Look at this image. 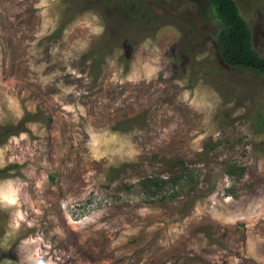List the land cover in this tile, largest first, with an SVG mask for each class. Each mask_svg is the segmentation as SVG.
<instances>
[{"label": "rangeland", "instance_id": "rangeland-1", "mask_svg": "<svg viewBox=\"0 0 264 264\" xmlns=\"http://www.w3.org/2000/svg\"><path fill=\"white\" fill-rule=\"evenodd\" d=\"M235 1L264 57V0ZM221 28L208 0H0V264H264V74Z\"/></svg>", "mask_w": 264, "mask_h": 264}, {"label": "trees", "instance_id": "trees-1", "mask_svg": "<svg viewBox=\"0 0 264 264\" xmlns=\"http://www.w3.org/2000/svg\"><path fill=\"white\" fill-rule=\"evenodd\" d=\"M220 20L222 28L217 35L218 44L221 47V54L224 62L234 68L253 70L264 74V57L260 56L253 45L252 30L248 22L242 16L238 4L235 0H208ZM109 33L91 50L90 54L96 56V63L99 65L102 52L106 53L112 48ZM127 63L129 60L124 58ZM97 70V71H96ZM96 74L100 73L98 68ZM261 124L264 123V115L258 117ZM8 133V131H7ZM8 172L0 170V173ZM168 176V175H167ZM169 177L148 176L142 183L147 191L161 190L165 186V181Z\"/></svg>", "mask_w": 264, "mask_h": 264}]
</instances>
